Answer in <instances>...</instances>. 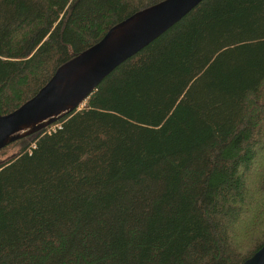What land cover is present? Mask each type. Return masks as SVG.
I'll list each match as a JSON object with an SVG mask.
<instances>
[{
    "label": "trees",
    "instance_id": "trees-1",
    "mask_svg": "<svg viewBox=\"0 0 264 264\" xmlns=\"http://www.w3.org/2000/svg\"><path fill=\"white\" fill-rule=\"evenodd\" d=\"M162 1L0 0V113ZM263 245L264 0H203L0 150V264H243Z\"/></svg>",
    "mask_w": 264,
    "mask_h": 264
},
{
    "label": "water",
    "instance_id": "water-1",
    "mask_svg": "<svg viewBox=\"0 0 264 264\" xmlns=\"http://www.w3.org/2000/svg\"><path fill=\"white\" fill-rule=\"evenodd\" d=\"M203 0H164L112 27L103 38L57 69L30 100L0 113V150L21 137L79 110L119 65L179 22ZM243 264H264V245Z\"/></svg>",
    "mask_w": 264,
    "mask_h": 264
},
{
    "label": "rangeland",
    "instance_id": "rangeland-1",
    "mask_svg": "<svg viewBox=\"0 0 264 264\" xmlns=\"http://www.w3.org/2000/svg\"><path fill=\"white\" fill-rule=\"evenodd\" d=\"M83 106V105H82Z\"/></svg>",
    "mask_w": 264,
    "mask_h": 264
}]
</instances>
